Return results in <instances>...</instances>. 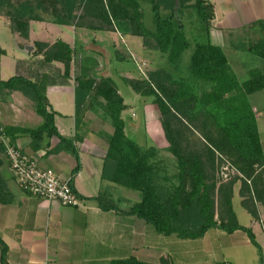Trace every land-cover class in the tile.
Returning <instances> with one entry per match:
<instances>
[{
	"label": "trees",
	"instance_id": "trees-1",
	"mask_svg": "<svg viewBox=\"0 0 264 264\" xmlns=\"http://www.w3.org/2000/svg\"><path fill=\"white\" fill-rule=\"evenodd\" d=\"M152 11V26L146 23L142 3ZM0 0V14L8 18L13 33L30 37V22L44 20L42 8L58 24L103 29L114 22L125 31L143 38L148 49L160 52V66L142 79L124 78L133 90L150 98L160 111L167 148L142 146L126 131L122 112L126 108L116 81L96 76L91 70L98 64L91 55L77 57V49L58 40L54 44L36 42L37 53L47 62L60 61L69 76L73 62H81L76 75V116L80 121L82 105L98 113L114 128L103 132L107 144L103 178L140 193L141 200L129 213L155 226L165 235L200 238L218 227L228 233L247 232L261 255L262 248L251 228L243 226L233 206L235 187L240 184L242 206L260 220L257 204L264 206V150L257 118L249 96L264 89V68L249 69L241 80L225 52L211 40L214 7L206 0ZM195 14L196 16H191ZM247 50L264 61V20L244 28ZM0 87L21 91L33 102L43 119L36 128L5 127L15 142L16 134L29 133L33 140L42 134L60 138L59 149L73 154L81 169L75 141L62 136L55 126V111L46 95V86L16 75ZM222 164L236 173L220 177ZM112 168V171L109 170ZM106 210L115 201L102 190L94 198ZM0 264L7 261L8 246L0 235ZM115 264H151L136 258ZM160 264H165L164 259ZM217 264H227L225 262Z\"/></svg>",
	"mask_w": 264,
	"mask_h": 264
},
{
	"label": "crops",
	"instance_id": "crops-1",
	"mask_svg": "<svg viewBox=\"0 0 264 264\" xmlns=\"http://www.w3.org/2000/svg\"><path fill=\"white\" fill-rule=\"evenodd\" d=\"M206 1L214 7L211 40L223 49L239 78L247 75L249 69L264 68V61L247 50L244 30L249 24L264 20V0ZM141 3L145 16H149L146 7L149 4ZM38 11L45 19L30 22L29 39L13 33L8 18L0 14L1 23L12 34L21 53V58H14L15 63L10 66L4 58L5 50L0 47V80L20 75L44 84L59 133L72 139L77 134L83 137L82 141L74 142L81 162V169L76 174L73 170L77 159L70 152L59 149L61 140L58 136L42 134L33 140L29 133H18L15 140L23 151L38 160L40 166L52 169L61 179L70 181L80 197V204L66 206L26 192L16 181L7 157L0 154V235L8 246V263L115 264L118 260L136 258L151 264H160L163 259L165 264H261L259 250L244 230L228 233L213 227L203 237L180 238L175 234H161L150 222L129 213L141 200L140 193L103 178L108 147L100 134L113 133L114 128L98 113L86 109V105L81 106L80 121L76 116V75L81 73V62L79 59L73 62L70 75L66 76L64 63L45 61L44 55L37 53L35 44H54L62 40L79 49L78 58L86 55L97 58L98 64L91 73L116 81L126 104L122 117L127 133L135 137L143 129L150 140L145 145L140 141L142 146L167 148L169 143L164 136L158 107L150 98L142 97L143 118L139 119L138 112L132 108L134 98L129 88H133L124 80L142 79L148 76V71L154 72L160 66V52L148 49L142 37L125 31L115 22L113 27L106 24L103 29L76 27L55 23L42 8ZM73 34L79 35V39ZM135 58L145 61L151 58L149 69L144 67L145 75ZM251 105L264 150L260 113ZM128 107L133 111L125 115ZM42 123L34 102L27 95L0 87V126L36 128ZM102 190L109 192L115 201L113 209H103L96 200L85 199L96 197ZM239 191L238 183L233 198L234 210L239 222L252 229L264 258V206L257 204L260 220H255L242 206ZM237 197L239 207L250 216L247 223L242 222L236 208Z\"/></svg>",
	"mask_w": 264,
	"mask_h": 264
},
{
	"label": "built area",
	"instance_id": "built-area-1",
	"mask_svg": "<svg viewBox=\"0 0 264 264\" xmlns=\"http://www.w3.org/2000/svg\"><path fill=\"white\" fill-rule=\"evenodd\" d=\"M137 63L145 75L146 63ZM0 154L7 157L16 181L26 192L40 198L56 200L66 206L80 204V197L71 182L61 179L54 170L40 166L34 156L12 141L4 126H0Z\"/></svg>",
	"mask_w": 264,
	"mask_h": 264
},
{
	"label": "rangeland",
	"instance_id": "rangeland-1",
	"mask_svg": "<svg viewBox=\"0 0 264 264\" xmlns=\"http://www.w3.org/2000/svg\"><path fill=\"white\" fill-rule=\"evenodd\" d=\"M173 2V0H167L166 3H171ZM147 13L149 14V16H146V23L148 24V26H152V12H151V7L150 5H147ZM79 35H74L73 34V37L76 38L77 40L79 39L78 37ZM0 47H2L4 50H5V61L6 63L10 66L12 64H14V58L18 59V58H21V53L18 51V46H17V42L14 40L12 34L8 31L7 28L4 27V24L1 23V20H0ZM79 47V45L77 46ZM77 51H79V49H77ZM146 63L145 65V68L147 67L149 69V66H150V63H151V58H148L147 61L145 60H139L138 58H135V62L136 64L138 65L137 62H139V65L143 62ZM141 62V63H140ZM148 65V66H147ZM149 72V71H148ZM248 76L247 75H244L242 76L241 80H244L246 79ZM129 92L133 94V98H134V103L132 104V108L138 112L139 114V119L143 118L142 117V110H141V107H142V96L141 95H137L131 88H129ZM249 100L251 101V103L257 108V110L259 111V123H260V128H261V136H262V140L264 142V89L263 90H260V91H257L253 94H251L249 96ZM127 102L128 103H132L129 99H127ZM131 107H128L126 109V111L124 112V114H131L133 109ZM158 134L159 133V129H158ZM165 136V134H164ZM133 139H136V141H139L138 143L141 145H145L147 142H149V138H148V135H146V133L143 131L142 129V132L141 131H138L136 136L133 137ZM166 138V137H165ZM141 141V143H140ZM145 143V144H144ZM219 173H220V177L223 178V179H229L230 177H233L234 174L236 173L235 169L232 168L229 164H222L220 169H219ZM238 197L237 199L235 200V204H236V208L239 210V213H240V218L242 220L243 223H247V220H250V216L242 210L241 207H239L238 205Z\"/></svg>",
	"mask_w": 264,
	"mask_h": 264
}]
</instances>
